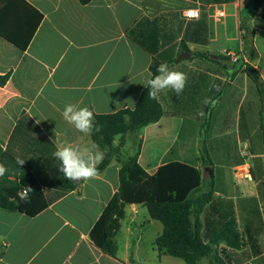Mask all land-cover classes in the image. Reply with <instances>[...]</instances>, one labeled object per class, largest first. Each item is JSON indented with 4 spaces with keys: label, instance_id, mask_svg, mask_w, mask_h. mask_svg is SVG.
Wrapping results in <instances>:
<instances>
[{
    "label": "crops",
    "instance_id": "0c3cea01",
    "mask_svg": "<svg viewBox=\"0 0 264 264\" xmlns=\"http://www.w3.org/2000/svg\"><path fill=\"white\" fill-rule=\"evenodd\" d=\"M256 4L0 0L3 32L24 43L38 25L26 50L0 36V76L10 74L0 87V163L14 181L21 171L17 159L24 160L48 204L36 216L0 209V264H186L159 253L155 242L163 225L151 219L145 203L160 193L159 173L178 167V162L162 160L172 153L177 161L196 162L202 143L215 180L213 198L200 215L201 236L212 244L202 264H264V0L257 12ZM188 9H196L198 17L184 18ZM247 21L255 31L252 49L243 41ZM184 52L191 58L176 64ZM226 53L237 55L239 63L230 68L211 58L231 60ZM155 60L187 75L184 91L161 92L162 119L139 134H127L121 153L102 173L62 193L56 182L63 173L53 156L57 144L94 143L63 120L65 105L87 106L94 117L133 109ZM247 66L258 72L263 95ZM121 139L117 136L114 146ZM127 150L131 156L125 159ZM135 156L137 164L121 182L123 163ZM248 156L250 174L245 178L236 170ZM209 173L202 163L195 165L197 184L188 194ZM122 207L125 216L113 257L103 246L108 226ZM232 219L240 246L212 243Z\"/></svg>",
    "mask_w": 264,
    "mask_h": 264
},
{
    "label": "trees",
    "instance_id": "16d2710c",
    "mask_svg": "<svg viewBox=\"0 0 264 264\" xmlns=\"http://www.w3.org/2000/svg\"><path fill=\"white\" fill-rule=\"evenodd\" d=\"M90 1L79 0L82 5H86ZM262 1L257 0L255 12L260 9ZM39 17L41 18V15ZM37 26L36 24L24 43H20L16 38H13L2 30H0V36L19 49L26 50ZM243 30L245 48L252 49L255 31L253 30L252 32L250 30L248 21L245 23ZM185 49L188 50L187 47ZM194 56L209 59V56L205 54L194 53ZM253 56H256L254 50ZM159 64L160 62L153 61L150 67L151 78L158 74L157 68ZM168 64L169 66L171 65L170 63ZM247 74L263 95V83L258 72L251 66H247ZM9 77L10 74L0 76V87H4L7 84ZM148 92L149 89L146 87L133 109L126 108L112 114L95 116V125L99 127V131L97 132L94 129L91 139L104 151V160L98 166L99 173H102L114 158L121 153L127 134L156 124L162 119L164 115L162 105L158 99H151L148 96ZM211 111L212 106L207 112L209 118L206 126L204 125L205 128H208L210 124ZM261 129L264 136V115L261 117ZM117 136H121L122 139L117 146H114V140ZM199 153L200 155L196 158V162L192 163L177 161L178 159L173 157L172 153L166 156L162 160L163 163L178 162V167L171 173L166 172L165 174L162 172L159 175L160 193L157 199H152L151 195V198L145 203L151 219L159 221L163 225V232L155 242L159 253L179 258L186 264H202L203 260L212 253V244L206 243L201 236L202 224L200 222V215L213 198L215 190V180L212 170L213 163L204 143H202ZM198 163H202L204 167L210 168V173L204 178L201 187L195 188L188 194L189 190L197 184L195 165ZM136 164V156L123 163L120 170L121 182H123L129 170ZM11 176L10 173H5L3 177H0V209L36 216L47 208L48 204L39 189V184L24 165L21 166L20 174L14 178V181H10L9 177ZM56 185L62 193L77 188V183L69 181L64 175H61L57 179ZM24 187H31L33 189V192L29 193L28 200H21L18 195V193L23 191ZM124 216L122 207L117 217L110 223L107 229V239L103 250L113 257L117 254L115 237L120 231ZM222 241H226L236 248L240 246L234 219L227 222L215 234L212 243L216 244Z\"/></svg>",
    "mask_w": 264,
    "mask_h": 264
},
{
    "label": "clouds",
    "instance_id": "9594fccd",
    "mask_svg": "<svg viewBox=\"0 0 264 264\" xmlns=\"http://www.w3.org/2000/svg\"><path fill=\"white\" fill-rule=\"evenodd\" d=\"M185 15L189 20H192L198 17V11L188 9ZM157 73L154 77L147 79L145 85L149 89L148 96L151 99H158L159 94L166 90H172L177 95L184 91L188 80L184 72L174 70L167 62H162L157 68ZM61 115L67 124L85 136H91L94 129L99 131V127L95 125L94 113L87 106L67 104ZM53 156L60 162L58 170L63 173L66 179L75 183L88 181L98 176V166L104 160V151L95 143L84 146L71 143L57 144ZM24 162L22 159H17L19 166H22ZM6 172V166L0 163V177H3ZM30 192H33L31 187H24L18 195L21 200H28Z\"/></svg>",
    "mask_w": 264,
    "mask_h": 264
},
{
    "label": "built area",
    "instance_id": "2783aa9c",
    "mask_svg": "<svg viewBox=\"0 0 264 264\" xmlns=\"http://www.w3.org/2000/svg\"><path fill=\"white\" fill-rule=\"evenodd\" d=\"M186 12V11H185ZM185 12L183 14V17L188 19L185 15ZM199 15V13H198ZM225 57H230L233 63H238L239 59L237 57V55L232 54V53H226ZM237 175L239 176H244L245 178L249 177L250 174V167L248 162L246 161L242 166H240L237 170H236Z\"/></svg>",
    "mask_w": 264,
    "mask_h": 264
},
{
    "label": "water",
    "instance_id": "95a60500",
    "mask_svg": "<svg viewBox=\"0 0 264 264\" xmlns=\"http://www.w3.org/2000/svg\"><path fill=\"white\" fill-rule=\"evenodd\" d=\"M189 58H191V53L184 52L178 57V59L175 61V63L176 64L180 63L182 61L188 60ZM211 58L214 60L220 61L221 63L225 64L227 67H230V68L234 67L233 62L230 59L222 58L220 56H212ZM206 170L209 171L210 168H206Z\"/></svg>",
    "mask_w": 264,
    "mask_h": 264
},
{
    "label": "rangeland",
    "instance_id": "374dc122",
    "mask_svg": "<svg viewBox=\"0 0 264 264\" xmlns=\"http://www.w3.org/2000/svg\"><path fill=\"white\" fill-rule=\"evenodd\" d=\"M139 131H140V130H136V131L131 132V133L139 134ZM135 144H136V143H135ZM129 154H130V150H127V151L125 152V154H124V158L127 159L128 157H130L131 155H129ZM247 160H248L249 162L251 161L250 156L247 157L246 161H247ZM136 171L138 172V170H136ZM161 174H162V172L159 173V175H161ZM158 188H159V187H158ZM145 211H146V210H145Z\"/></svg>",
    "mask_w": 264,
    "mask_h": 264
}]
</instances>
